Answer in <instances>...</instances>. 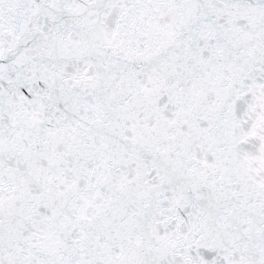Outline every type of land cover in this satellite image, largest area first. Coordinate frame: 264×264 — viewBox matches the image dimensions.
I'll list each match as a JSON object with an SVG mask.
<instances>
[{
	"label": "snow or ice",
	"instance_id": "snow-or-ice-1",
	"mask_svg": "<svg viewBox=\"0 0 264 264\" xmlns=\"http://www.w3.org/2000/svg\"><path fill=\"white\" fill-rule=\"evenodd\" d=\"M0 264H264V0H0Z\"/></svg>",
	"mask_w": 264,
	"mask_h": 264
}]
</instances>
